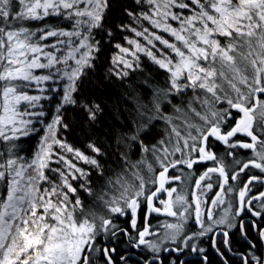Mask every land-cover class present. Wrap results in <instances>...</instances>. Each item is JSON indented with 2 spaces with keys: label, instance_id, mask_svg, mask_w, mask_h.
<instances>
[{
  "label": "snow or ice",
  "instance_id": "obj_1",
  "mask_svg": "<svg viewBox=\"0 0 264 264\" xmlns=\"http://www.w3.org/2000/svg\"><path fill=\"white\" fill-rule=\"evenodd\" d=\"M105 49L96 89L145 59L163 82L129 85L101 141ZM262 244L264 0H0V264H264Z\"/></svg>",
  "mask_w": 264,
  "mask_h": 264
},
{
  "label": "trees",
  "instance_id": "obj_2",
  "mask_svg": "<svg viewBox=\"0 0 264 264\" xmlns=\"http://www.w3.org/2000/svg\"><path fill=\"white\" fill-rule=\"evenodd\" d=\"M110 54L111 53L108 51V49H105V54L97 62V69L92 73L91 85H86L87 88H90L92 90L95 98L99 99L106 105V124L103 127L98 126L96 134L101 141L105 139L102 133L107 132V124L112 123L111 115L109 114L114 113L116 111L117 105L123 107L122 93L126 90L129 85H135L143 89L146 87V85L144 84L145 79L152 80L153 82H163V74L159 70H157L154 65H152L149 61L145 59L143 69L141 71L131 73L129 78L124 82V87L121 86V81L113 79L111 82H109L108 80L103 81V85H107V87L101 86L99 89H96L94 86L99 83L98 78L101 77L107 70L108 56ZM48 106L51 107V105ZM66 118L73 125L72 130L66 133L67 139L74 145L83 149L86 138L84 132L81 131V127L78 123L77 113L72 110H69V112L66 114ZM89 135H91V132H89ZM29 142L34 146L36 143V139L29 138V140L25 142V147L29 146ZM198 167L202 168L203 166L201 165ZM198 174L199 173H197V175ZM194 179L195 176L189 177V183L191 182V180ZM181 185V189H183L185 191V194H187L190 189L186 185ZM190 262L191 264H199V262L197 261Z\"/></svg>",
  "mask_w": 264,
  "mask_h": 264
},
{
  "label": "flooded vegetation",
  "instance_id": "obj_3",
  "mask_svg": "<svg viewBox=\"0 0 264 264\" xmlns=\"http://www.w3.org/2000/svg\"><path fill=\"white\" fill-rule=\"evenodd\" d=\"M173 186H177L178 187V191L179 189L182 188V185H173ZM209 195H211V193H209ZM219 214H223V208H220V209H217L216 210ZM164 220H169L171 221V218H168V217H156L153 219V224H157L158 222H161V221H164ZM120 223H123V220L120 221ZM252 237H255V232H252L251 233ZM234 247L239 249V250H244L245 249V246L243 244V241L240 240V237H239V234L237 233L234 237ZM205 247H207V243L204 244ZM260 249L261 250H264V244H262L260 246ZM209 256L211 258V260L213 261V264H219V261L217 259V257L215 256L214 253H212L211 249H209ZM186 260L188 261H197L199 262V258L195 255V254H192V253H189L186 257H185Z\"/></svg>",
  "mask_w": 264,
  "mask_h": 264
}]
</instances>
